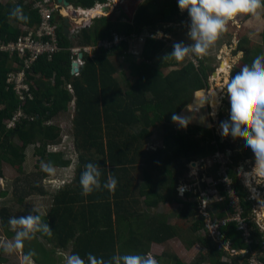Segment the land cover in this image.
I'll return each mask as SVG.
<instances>
[{
    "label": "trees",
    "instance_id": "1",
    "mask_svg": "<svg viewBox=\"0 0 264 264\" xmlns=\"http://www.w3.org/2000/svg\"><path fill=\"white\" fill-rule=\"evenodd\" d=\"M68 1L88 9L98 3L108 2ZM133 3L137 4L135 0H125L111 16L102 19V25L97 26L94 32L87 26L78 27V46L112 41L115 34L126 37L118 46L101 47L92 55L85 54V66L79 76L72 75L70 49L74 42L60 29L61 50L52 59L40 58L27 71L26 83L31 86L33 99H20L8 82L11 73L22 71L23 59L18 54L11 57L8 52H0V163L16 167L18 173L22 174L26 150L35 145L39 162L51 161L63 168L72 165L70 159L64 158V151H58L62 141L60 127L50 122L68 112L74 99L73 137L75 157L78 158L76 183L67 189L62 218L57 219L52 212L49 217L43 216L53 231L51 238H44L55 241L59 246L76 239L74 251L81 253L79 255L86 260L88 253L105 259L117 253L145 254L149 251L145 249L152 243L162 244L171 238L181 237L188 248L198 245L202 249L193 264H249V252L261 251L264 245L263 234L258 231L253 219L247 221L251 241L248 244L242 231L238 230L237 222L231 220L222 224L221 221L230 218L233 210L228 190L217 181L220 164L214 161L213 166L217 176L214 178L218 183L216 188L223 200L217 201L216 196H212L216 201L209 203V206L218 211L211 218H215L214 224H217L216 230L222 236L221 241L228 242L229 248L239 254H228L218 246L214 237L207 235L206 218L200 213L201 192L191 190L185 193L184 198H180L177 187L181 179L189 175L191 163L198 161L199 164H205L206 158H213L216 153L225 155L230 151L226 173L231 188L239 197L241 217L247 219L252 212L253 202L248 198L236 168L240 162L253 160L254 157L245 143L241 144L243 151L239 152L227 140L221 142L210 117L204 118V121L191 120L186 130H179L178 124L172 121V115L182 116L191 106L196 92L195 105L201 104L200 91L207 88L208 76L213 69L204 63L195 68L190 62L180 65L173 59H163L173 47L154 37L156 30L163 29L172 34L175 28L166 26L179 23L189 16L188 12L183 15L180 13L177 0H144L137 4L135 13L130 15L126 9ZM18 5L29 17L27 23L9 20L10 11ZM34 5L33 1L28 0H19L15 4L0 0V41H16L25 34L22 26L33 27L40 23V12ZM54 17L57 20L59 14L56 13ZM142 37L143 42L140 41ZM262 38L264 41V33ZM245 43L246 39H240L236 50H248L243 47ZM14 64L19 65L18 68ZM165 69L170 71L165 74ZM120 70L125 74L130 72L132 78L125 88L116 78ZM239 70L233 68L230 78ZM228 108L230 114V104ZM19 113L22 115L15 126L8 127ZM156 133L161 134L162 147L159 146L150 156L145 155L146 140ZM87 163L98 164L105 170L101 177L102 183L110 167L118 182L115 194H109L106 190L94 192L88 197L80 194L79 177ZM130 168L142 170L143 181L139 186L130 177ZM2 174L0 171L1 178ZM40 174L42 178L46 176L39 172L37 177ZM37 177L32 179V175L24 176V186H15L14 195L20 203L24 202L25 194L38 190L37 187H31L34 182H38ZM43 193L41 191L40 194ZM140 198H144L148 208H155L160 203L182 204L178 217L181 226L186 228L182 230L181 236L166 219H148L143 211L137 210ZM77 205L82 207L75 214L73 211ZM7 213L6 208L0 211L5 226L9 220ZM76 232H80L78 237ZM200 232L205 235H200ZM25 249L28 250V247ZM242 251L246 253L241 254ZM176 264L185 263L177 259Z\"/></svg>",
    "mask_w": 264,
    "mask_h": 264
},
{
    "label": "clouds",
    "instance_id": "2",
    "mask_svg": "<svg viewBox=\"0 0 264 264\" xmlns=\"http://www.w3.org/2000/svg\"><path fill=\"white\" fill-rule=\"evenodd\" d=\"M124 1L125 0H120L118 2H121L122 5ZM110 2H114L113 5H111ZM177 2L181 12H188L190 25L187 36L191 41L189 44L183 42L175 43L173 45V51L163 58L164 60L173 59L177 63H181L186 59L194 60L206 55L208 50L215 44L218 37L223 32L227 31L229 23L236 22L237 18L246 16L250 18V22L252 20L259 21L262 14H264V0H178ZM61 4V13L58 12L59 18L57 19L61 25L60 29L64 32L65 21L69 19V34L70 29L72 30V27L75 26L78 35V27L86 26V23L83 25L82 23L89 21L88 18L91 17V19L94 20L100 17H107L106 15L108 13L111 14L117 4V0H109L105 4L98 3L91 9L82 6L74 7L70 4L73 6V10H71L65 6L64 3L61 2ZM105 7H108L109 10H103V16L88 17V15H83L84 17L80 19L82 20L81 23L77 22L78 19H73V16H75L79 10L91 12L99 8L104 9ZM8 18L10 21L14 20L23 23L29 21V17L24 14L22 7L19 5L10 11ZM166 27H172V24H168ZM158 30L163 31V29ZM175 32L176 29L172 34H168L173 36ZM171 40L172 38L167 42L169 45L171 44ZM93 45L95 44L93 43L90 46ZM90 46H78L76 44L70 50L72 53L73 48ZM80 53L83 54L82 58L79 57ZM80 53L78 54V58L85 61V54L87 53ZM92 53L90 55H92ZM240 55L242 56L243 53ZM73 62L78 63L76 61V56L72 53V63ZM185 62L189 61L187 60ZM77 66L75 68H77ZM74 73L72 72V75H74ZM225 89L226 91L222 89V92L227 95L230 104V114L229 119L220 124L221 135L225 138L231 135L233 140L242 139L245 143V147L249 149L254 156L252 173L250 168L242 172L247 173L248 178L244 180V178L240 176L241 171L239 172L240 175H238L236 171L237 175L244 180L242 184L250 195L252 188L257 190L256 186H258L259 183L255 184L256 180L260 182L264 179V55L256 56L250 65L245 64L234 76H231V78L229 76V80L225 84ZM188 120L187 117L178 116L175 113L172 115V121L181 127L186 128L189 123ZM221 141L223 142L224 138L221 137ZM239 167L240 165L237 169ZM40 169L46 174L45 182L53 184L61 183V181L57 179V167L53 162L42 160L40 162ZM104 172L105 170L100 168L98 164H85L79 177L80 194L84 197H88L94 192L103 190H106L109 194H115L118 182L111 171H106L107 178L102 183L101 177ZM207 184L211 189V183ZM204 188L206 190V186H204ZM210 189L207 191L209 192ZM257 191L260 193L259 190ZM200 192L201 196L206 193L205 191ZM205 195L209 196L207 200L214 199L212 197L214 195ZM203 197L207 198L206 196ZM257 197V199L251 200L253 202L251 214L253 215L254 207H259L260 205L254 203L261 202L259 201V196ZM8 225L14 235L10 239L0 240V251H2L5 256H16L19 260V264H35L34 257L37 254L33 249H29L25 252V242L37 239V234H40V239H43V237L51 238L53 235V231L49 224L44 221L40 209L38 207H33L28 215L11 217L8 220ZM58 255L63 257V264H160L151 252L145 254L117 253L108 259L88 253L86 260L79 254L74 253L68 254L61 251L58 252Z\"/></svg>",
    "mask_w": 264,
    "mask_h": 264
},
{
    "label": "rangeland",
    "instance_id": "3",
    "mask_svg": "<svg viewBox=\"0 0 264 264\" xmlns=\"http://www.w3.org/2000/svg\"><path fill=\"white\" fill-rule=\"evenodd\" d=\"M17 1V0H13ZM109 1V0H108ZM120 0H117V3ZM137 4L142 3L144 0H135ZM178 1V0H177ZM2 2H6V0H2ZM121 4V2H120ZM137 4L133 3L131 4V7H127V11L130 15L135 13L134 8H137ZM123 5V4H122ZM130 9V10H128ZM132 9V10H131ZM180 10V9H179ZM180 13L183 15L187 13V11L181 12ZM107 17L111 16V14H107ZM102 19L103 17L94 19L93 21L91 20V17L88 18V23H95V26H100L102 25ZM96 20V21H95ZM85 22L82 23V25ZM189 25H190V18L189 16H186L182 21L179 23L172 24V27H175L176 32L172 36L171 44L168 45L169 47H173V45L177 42H183L185 44L191 43L190 39L187 36V32L189 30ZM96 27H94L96 29ZM159 31V30H158ZM263 33H264V14H262L261 19L259 21L252 20L250 22L249 17H239L237 18L236 22H230L229 25L227 26V31L223 32L215 42V44L208 50L207 54L202 57V60L199 62L204 63L207 67L213 69L211 74L208 76V86L205 90H201L200 92L202 93V98H201V104L200 105H195L196 99V93L194 95V99L192 101L191 106L188 108L183 113V117H187L189 120L188 122L193 121H200L203 120L204 118L210 117L212 121L215 123V131L216 134H218V137L221 139L223 137L221 135V129H220V124L223 121H226L229 115V101L227 98L226 93L222 92V89L226 91L225 89V84L229 80V73L231 70L235 67L237 68H242L245 64H251L252 60L258 56V55H264V41H263ZM240 39H246V43L243 45L244 49H248L245 52L237 51L236 47L238 45V42ZM172 45V46H171ZM173 49L171 50V52ZM243 53L241 56L240 54ZM116 59H114L115 61ZM187 61V59L185 60ZM185 61L181 62L180 65H183ZM125 71V70H124ZM170 70L165 69V74L168 73ZM220 74L221 78L213 75ZM120 84L122 85L123 88L127 86L128 81L130 82L132 80L130 74L127 72L126 74L123 72V70H120L118 75L116 76ZM227 78V79H226ZM227 80V81H225ZM21 91V90H18ZM214 93L215 95L213 96ZM214 99V100H213ZM194 118V119H192ZM63 121V120H61ZM65 123H63L64 125ZM207 124V123H206ZM204 125V124H202ZM209 125V124H208ZM179 130L185 129V127H181L178 125ZM186 130V129H185ZM184 130V131H185ZM61 133L63 134V141L64 138L71 136L72 138V126L67 125L63 126L61 128ZM156 137L154 139L153 143V148L156 149L159 146L162 147V138L161 134L156 133ZM225 140H227L229 143L233 144L236 146L238 149L237 151L242 152L243 150L240 148L241 144H243L242 139H236L233 140L231 135H229L227 138L223 137ZM62 141V142H63ZM222 142V141H221ZM35 145H31L27 148L26 150V161L23 164L24 166V172L22 174L18 173V170L16 167H12L8 165L7 163L3 162L0 163V171H2V178L0 177V211L3 208H6L8 211V216L9 218L11 217H19V216H25L28 215L29 212L33 207H38L40 209V212L42 214H46L48 211V208L51 206L53 203V198L55 195L53 193L56 191L58 188L57 186L62 185H69V183L74 182V178L76 176V157L74 156L75 149L73 148L72 150H68V146L61 145L60 149L58 151H64L67 155V157L74 162L73 166L67 168L66 172V180L63 182L62 178L60 177L59 174H57V179L61 181L60 184H53V183H48L45 182V177L42 178V175L40 174L37 177V173L42 172L40 169V157H36L35 154H33L35 150ZM64 153V154H65ZM252 154V153H251ZM230 155V154H229ZM227 161V160H226ZM196 166H192L190 164V172L189 175L187 174L183 179H181L179 183V188L180 185L184 187L185 189H188L190 186L194 192H197L198 190V184L199 182H203L206 184V190L202 196H201V204H200V213L205 216L206 218V227L211 222H214L211 216L218 211L217 208H214L213 206H209V203H215L214 199H211L208 201L207 199L209 198L208 195L205 194H210L207 190L210 189L207 183H211V181H215L216 179V169L213 166L214 165V160L213 158H206L205 159V164H199V162H195ZM241 163V162H240ZM243 168L239 167L238 169L236 168V171L238 172V175L242 176L245 180V176L247 173H242L243 170L247 171L249 170L248 168L252 169L254 166V159L250 160L249 162L244 161L243 163ZM38 165V166H37ZM241 171V172H240ZM140 172V171H139ZM220 171H218L219 173ZM240 172V174H239ZM210 175L209 177L207 176L208 174ZM252 173V171H251ZM27 175H32V179H35L37 177L38 182H34L31 187H37L38 190L30 192V194H25V200L23 203H20L18 199L14 195V189L15 186L19 187V185L24 186V176ZM218 175V174H217ZM215 177V178H214ZM252 177V176H251ZM254 177V176H253ZM31 179V180H32ZM138 179L139 183L141 182V173L138 174ZM208 179V180H207ZM241 180L244 182V180L241 178ZM262 182V183H261ZM260 184V190H261V197L260 200L262 199V202L259 203H254V204H260L259 207H254V210H256L260 218L264 217V179H262L260 182L259 180H256L255 184ZM189 184V185H188ZM139 185V184H138ZM26 186V183H25ZM30 187V188H31ZM189 187V188H190ZM30 188L27 190L30 191ZM26 191V190H25ZM41 191H43V194H40ZM5 193V194H2ZM251 193L254 194L255 197H257L260 193L252 189ZM182 198L184 196V192L181 194ZM203 196H206L207 198H204ZM248 198H249V193H248ZM247 198V199H248ZM140 204L139 208L137 210L141 211H146L147 212V206L145 204L144 198H140ZM204 202H207L206 204ZM209 206V207H208ZM182 209V204H176V203H171V205H162L159 208H156V212L159 215V218L161 219H166L167 223L170 221L168 219H171L170 223L172 222L173 224H176V227L178 228V231L180 230L181 234L183 231H185V226H181V221L178 217L179 211ZM163 212V213H162ZM152 210L148 212L149 217L152 216ZM163 214V215H161ZM154 215V214H153ZM230 218L232 217V214L229 216ZM253 217V214H249L247 219H250ZM264 220V219H263ZM172 224V225H173ZM212 225V224H211ZM211 225L208 227L210 231L215 232L216 229H211ZM260 225L262 228H264V222L260 221ZM8 223L5 226L3 223V219L0 215V240L4 239H10L14 234L11 232ZM183 230V231H182ZM210 231L208 232V236L214 237V239L217 241L218 246L221 248L225 249V251L228 254H231V249L229 248V243L225 241H221L220 237H215V235H211ZM200 235H205L204 232H200ZM40 236L37 235V239H34L32 241H26L25 242V247H28L29 249H33L36 252V256L34 257V260H37L38 263L35 262V264H63V257L61 255H58V252H64L71 254V246L66 248V250L62 249H56L57 247L50 244L49 249L50 251H54V256L53 257L51 254L47 253L45 251L44 246L48 244L47 240L40 239ZM193 237V236H192ZM182 243L186 245V243L182 240L180 237ZM178 243L175 245L174 242L167 244L164 246V250L169 252H175ZM55 248V249H54ZM182 248V246H181ZM162 248H159L158 250L154 251L152 250V254L157 257L158 255L162 252ZM27 249H24V251H28ZM181 251H184L182 249ZM202 249L198 245H194V247L191 249L190 253L187 251H184V253L180 254V257H182V261L186 264H193L195 262V259L199 252H201ZM57 259V260H56ZM0 264H19V260L16 256H5L2 251H0Z\"/></svg>",
    "mask_w": 264,
    "mask_h": 264
},
{
    "label": "built area",
    "instance_id": "4",
    "mask_svg": "<svg viewBox=\"0 0 264 264\" xmlns=\"http://www.w3.org/2000/svg\"><path fill=\"white\" fill-rule=\"evenodd\" d=\"M29 2H34V8L38 9L41 16V21L39 24L34 25L33 27H27L22 26L21 28L25 31L24 35H21L16 41H10V42H2L0 41V52H8L11 57H14V55L18 54V57L23 59V65H22V71L18 73H11L9 75L8 82L12 84L14 87V90L19 95L20 99L25 100L26 97H29L30 99H33V93L31 91V86L26 83L27 80V71L32 67V65L38 61L42 57H48L49 59H52V56L57 54L61 48L59 46V30H60V22L55 19L56 13H61L62 4L58 2V0H28ZM158 38L159 40H163L168 42L172 38L171 35H169L166 32H163L161 30H157L156 35L154 36ZM126 39V37L119 36L117 34L114 35V38L112 41H99L95 45L90 47H84V48H73L72 53L76 56V61L78 62V71L74 73L75 76H79L81 73V68L85 65V61L83 59L78 58V54L80 52L83 53H89L98 51L101 47L103 48H109L113 46H118V44ZM141 42L144 41V38L142 37L140 39ZM172 46V45H171ZM191 64L198 68L199 62L202 60L201 58H197L194 60L187 59ZM16 68H18L19 65H15ZM21 90V91H18ZM21 113L17 114L8 125V127H14L15 122L17 119L21 117ZM229 151L226 152L225 155L216 153L213 157V160L220 164V169L218 173V182L225 185L226 190H228V196H229V203L232 207L233 213L231 218H227L222 220V224L234 220L238 223V230L242 231L243 238L245 239V242L250 244L251 241L249 240L250 237V228L247 225V221H253L255 225L258 227V231L263 234L264 238V228L261 227L260 221L264 222V217L262 219L260 218L259 213L256 210H253L254 215L251 218V220H247L243 217H241L242 214V208L239 204V197L235 194L233 189L231 188V181L227 177V162H228V156ZM227 160V161H226ZM252 171V169H251ZM217 181H211V189L209 190L210 195L216 196L217 201H222L223 198L219 195V191L217 190ZM254 189V188H252ZM259 196V195H258ZM258 197H255L254 194L250 193L249 199L255 200ZM206 204V202H204ZM264 214V213H263ZM253 219V220H252ZM214 222H211L208 227L211 225V229H216L217 224H214ZM207 227V228H208ZM210 231V229H208ZM211 235H215V237H220V234L217 232L210 231ZM241 253V252H240ZM246 253V251H242L241 254ZM239 254L238 251L231 250V255H237ZM249 264H264V245L262 246L261 251L255 252L251 251L249 252V258H248Z\"/></svg>",
    "mask_w": 264,
    "mask_h": 264
},
{
    "label": "crops",
    "instance_id": "5",
    "mask_svg": "<svg viewBox=\"0 0 264 264\" xmlns=\"http://www.w3.org/2000/svg\"><path fill=\"white\" fill-rule=\"evenodd\" d=\"M19 0H17V1H14L13 2V0H6V2L5 3H8V2H10V3H16V2H18ZM69 2V1H68ZM4 3V2H3ZM70 3V2H69ZM70 4H72L74 7H76V5L75 4H73V3H70ZM117 6H121V4L118 2L116 5H115V7H114V10H113V12L112 13H114V11H116L115 9H116V7ZM65 13V12H64ZM111 13V14H112ZM97 16H103V15H97ZM92 21H93V19H91ZM91 20L89 21V22H91ZM77 22L78 23H81L82 22V20H80V19H78L77 20ZM88 22V21H87ZM87 22H85L86 23V26H87V28H90V30L92 31V32H94V30H96L94 27H96L95 26V23L93 24V23H87ZM77 30H76V28H75V26H73L72 27V30L70 29V34L68 35V36H66V37H69L70 39H72V41L74 42V45H76L77 44V42H76V38H77ZM94 43V42H93ZM139 49V48H138ZM137 51V50H136ZM116 61V60H115ZM121 61H122V59H121ZM119 63H120V60H119ZM127 73V72H126ZM129 74H130V72H129ZM118 75V74H117ZM116 75V76H117ZM227 79V78H226ZM48 85H49V83H48ZM51 85H53V83L51 84ZM74 114H75V102H74V99L72 100V102H71V104H70V107H69V111L68 112H64L63 114H61V115H59V116H57V117H55L50 123L52 124V125H58L59 127H60V129L63 127V126H67V125H70L71 124V126H72V138H71V136H68V137H66V138H64V141H63V134H62V141H61V145H64V146H68L69 147V149L71 148V150L74 148L75 150H76V148L74 147V135H73V127H74V124H73V119H74ZM61 120H63V121H61ZM63 123H65L64 125H63ZM157 135L156 134H153L152 136H151V138H149V139H147L146 140V144H145V148H144V153H145V155H148V156H150L151 154H153V153H155L156 152V150H157V148L156 149H154L152 146H153V143L152 142H154V139H155V137H156ZM244 143V142H243ZM35 147V146H34ZM35 149H36V147H35ZM58 149H60V147L58 148ZM68 149V150H69ZM70 151V150H69ZM65 153V152H64ZM33 154H35V150H34V152H33ZM36 157H39V156H37V155H35ZM64 158L65 159H67V160H69V158L67 157V155H66V153L64 154ZM74 156H76L75 155V153H74ZM253 156V155H252ZM254 157V156H253ZM77 157H76V161H77ZM251 159H245L244 161H246V162H249ZM244 161H242L241 163H240V167H242L243 168V162ZM74 163V162H73ZM73 163H72V165H70L71 167L73 166ZM69 166V167H70ZM57 167V174H59L60 175V177L62 178V181L64 180H66L67 178H66V174H67V172H66V170H67V168H69V167H66V168H63V167H59V166H56ZM77 168V167H76ZM108 169H109V171H110V167H108ZM244 169V168H243ZM140 171V172H139ZM245 170H243V172H244ZM128 172H129V174H130V177L131 178H133L134 179V183H135V185L136 186H139L138 184H140L142 181H143V178H142V176H141V182L139 183L138 181H139V179H138V174L139 173H141V175H142V170H140V169H129L128 170ZM115 176V175H114ZM75 178H76V176H75ZM75 178H74V184L76 183L75 182ZM245 178H248V176L246 175L245 176ZM63 181V182H64ZM73 183L71 182V183H69V185H60V186H57L58 188L56 189V191L53 193V195H55L54 196V198H53V203L51 204V206L48 208V211H47V213L46 214H43V216L44 217H49V214L52 212V213H55L56 214V218L57 219H61L62 218V214H63V211H64V209L66 208V205H64L63 203H66V201H67V196H65L66 195V192H67V189H69L68 187H71V185H73ZM182 183V182H181ZM180 183V184H181ZM189 185V184H188ZM261 184H258V186H256V189L257 190H259L260 192H261V190H260V186ZM185 187V186H184ZM184 187H182V185H180V188H179V185H178V187H177V191H178V196L180 197V198H182V196H181V194H182V192H184V195H185V193L186 192H190L192 189H191V187L189 188L188 187V189H185L184 190ZM259 196H262L261 195V193L259 194ZM183 198H184V196H183ZM261 197H259V199H260ZM130 200H131V198H129ZM111 201L113 202L114 201V198H112L111 199ZM140 201V200H139ZM259 201H261L262 202V199L261 200H259ZM174 204V203H173ZM177 204V203H176ZM166 206V205H171V203H169V204H165V203H160L157 207L159 208L160 206ZM82 206H79V205H77L76 207H74V213L75 214H77L78 213V211H79V209L81 208ZM157 207H153V208H148V207H146L147 208V212L146 211H143V213L147 216V218L148 219H161V218H159V215H158V213H155L156 212V208ZM138 208H139V205H138ZM134 210H136L135 209V207H134ZM152 210V216L151 217H149V215H148V212L149 211H151ZM163 213V212H162ZM154 214V215H153ZM161 215H163V214H161ZM168 220H170L171 221V219H168ZM170 221L168 222L170 225H172L173 223L171 222L170 223ZM176 223V222H175ZM173 224L172 226H174L175 228H176V231H177V233L179 234L180 233V236H181V232H180V230L178 231V228L176 227V224ZM38 236H40L39 234H37ZM80 235V232H76V237H78ZM53 238V237H52ZM43 239L44 240H47L46 238H44L43 237ZM75 240L76 239H72V240H70V242L68 243V244H66V245H64V246H59V245H57L56 244V242L54 241V242H50V241H52V240H47V242H48V244L47 245H45L44 246V248H45V251L47 252V253H49V254H51L53 257H55L54 256V251H50V249L48 248L49 247V245L50 244H52V245H54V246H56L57 248L56 249H62V250H66V248H68L69 246H71V248H72V250H71V254H81V253H79V252H75L74 251V248H75ZM172 242H174L175 243V245L178 243L179 245H177V247H176V249L177 250H175V252H176V254L174 253V252H169V251H166V249L164 250V246L165 245H167V244H170V243H172ZM181 246H182V248H181ZM163 247V249H162V252L158 255L159 257H157L156 255H155V258L160 262V264H176V260L178 259L179 261L181 260L182 261V257H180V254L181 253H184V251H187L188 253H190V251H191V249L194 247H191V248H188L184 243H182V241H181V239H180V237H174V238H171V239H169V240H167L166 242H164V243H162V244H158V243H152L151 245H150V247H148V248H146L145 250H149L148 252H152V250H154V251H156V250H158L159 248H162ZM55 249V248H54ZM182 249H184V251H181ZM128 253H130V252H128ZM131 254V253H130ZM57 260V259H56ZM35 262L36 263H38L36 260H35ZM183 262V261H182ZM184 263V262H183ZM186 264V263H185Z\"/></svg>",
    "mask_w": 264,
    "mask_h": 264
},
{
    "label": "water",
    "instance_id": "6",
    "mask_svg": "<svg viewBox=\"0 0 264 264\" xmlns=\"http://www.w3.org/2000/svg\"><path fill=\"white\" fill-rule=\"evenodd\" d=\"M58 1L60 3L61 2L64 3L65 6H67L69 9L73 10V6L70 5V3L67 0H58ZM110 3H111V5H113L114 2H110ZM103 10L104 11H107L109 9H108V7H105ZM69 26H70L69 19H66V21H65V27H64V34H65V36H68L69 35ZM79 57L82 58L83 57V54L80 53L79 54ZM77 65H78V63H76V62H73L72 63V66H73L72 72L73 73L78 71V69L75 68ZM213 75H215V73ZM191 165L192 166H196V163L193 162V163H191ZM199 189H200V191H203V192L205 191V188H204V185H203L202 182L199 183Z\"/></svg>",
    "mask_w": 264,
    "mask_h": 264
},
{
    "label": "bare ground",
    "instance_id": "7",
    "mask_svg": "<svg viewBox=\"0 0 264 264\" xmlns=\"http://www.w3.org/2000/svg\"><path fill=\"white\" fill-rule=\"evenodd\" d=\"M78 13L80 14V17L76 18V19H81L82 17H84L83 15H88V17L89 16L96 17L97 15H104L102 8L96 9V10L91 11V12H84V11L79 10ZM75 16H77V13L75 14ZM215 76L221 78L220 74H216ZM212 94H213V96L215 95L214 93H212Z\"/></svg>",
    "mask_w": 264,
    "mask_h": 264
},
{
    "label": "flooded vegetation",
    "instance_id": "8",
    "mask_svg": "<svg viewBox=\"0 0 264 264\" xmlns=\"http://www.w3.org/2000/svg\"><path fill=\"white\" fill-rule=\"evenodd\" d=\"M80 17V14L77 13V16H73V19H76V18H79Z\"/></svg>",
    "mask_w": 264,
    "mask_h": 264
}]
</instances>
